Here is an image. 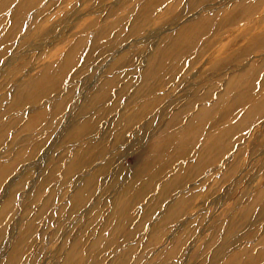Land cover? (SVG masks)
<instances>
[{
  "label": "rangeland",
  "instance_id": "374dc122",
  "mask_svg": "<svg viewBox=\"0 0 264 264\" xmlns=\"http://www.w3.org/2000/svg\"><path fill=\"white\" fill-rule=\"evenodd\" d=\"M0 264H264V0H0Z\"/></svg>",
  "mask_w": 264,
  "mask_h": 264
},
{
  "label": "bare ground",
  "instance_id": "6f19581e",
  "mask_svg": "<svg viewBox=\"0 0 264 264\" xmlns=\"http://www.w3.org/2000/svg\"><path fill=\"white\" fill-rule=\"evenodd\" d=\"M158 57H159V54H157L152 60H155ZM151 72L152 71H147L146 76H152V74L154 73V71L152 73ZM168 189H170L169 186L164 185L163 188L160 190V195H165L166 193H168L167 192V191H169ZM81 190H82V188L80 189L79 192H81Z\"/></svg>",
  "mask_w": 264,
  "mask_h": 264
}]
</instances>
